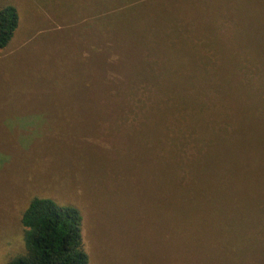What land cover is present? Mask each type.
I'll return each instance as SVG.
<instances>
[{
  "label": "rangeland",
  "instance_id": "rangeland-1",
  "mask_svg": "<svg viewBox=\"0 0 264 264\" xmlns=\"http://www.w3.org/2000/svg\"><path fill=\"white\" fill-rule=\"evenodd\" d=\"M75 1L0 0L19 19L0 51V264L24 253L20 218L35 197L79 211L89 264H264V183L244 182L239 199L229 201L225 242L181 258L189 233L179 228L178 205L190 207L182 195L195 147L182 114L164 123L173 104L157 91L201 84L203 73L225 66L222 55L236 52L239 69L248 53L262 54L264 0H198L192 5L199 9L187 12L182 0H135L128 7L140 5L135 11L154 33L171 37L145 31L119 46L91 34L103 12L87 14L90 0ZM92 5L94 13L102 3ZM176 15L182 27L170 35L162 26ZM180 42L188 61L165 53ZM239 43L252 50L238 51ZM243 191L256 193L240 198ZM208 214L197 217L211 220Z\"/></svg>",
  "mask_w": 264,
  "mask_h": 264
},
{
  "label": "trees",
  "instance_id": "trees-1",
  "mask_svg": "<svg viewBox=\"0 0 264 264\" xmlns=\"http://www.w3.org/2000/svg\"><path fill=\"white\" fill-rule=\"evenodd\" d=\"M100 1L102 5L98 11L93 13L91 10L92 4L96 5L97 0H90L88 10L85 9L84 12L90 15L103 12L102 17L95 21L98 24L94 22L91 33L99 35L97 40L101 43L105 41L106 44L110 37H114L119 40L118 46L122 40L132 44L134 38L141 37L145 31L154 34L157 39L161 36L171 37L154 33L155 27L149 25L151 22L142 18L141 12L136 13L135 8L140 5L131 9L128 7L135 0ZM196 1L198 0H182L179 6L185 12L189 11V7L199 9L192 5ZM113 8V14H104ZM179 18L180 15H176L172 21L162 26L163 30L170 35L178 34L183 20ZM18 23V14L13 6L8 5L0 9V51L11 42L18 29ZM197 30L200 31L199 28ZM212 39V36L208 37L211 44L215 42ZM165 40L160 39L161 42ZM179 45L186 46L180 42L176 46H170L165 53L169 52L172 61L180 58L188 61V57L178 53ZM241 49L252 50L248 44H237V50ZM261 52L262 54L254 53V56L248 53L246 65H238L239 69H235L239 58L236 52L233 56L222 55L221 61L223 60L225 65L222 67L225 68L220 67V70L217 68L210 73H203L201 84H163L157 88L168 106L169 103L173 104L165 111L164 123L167 116L182 114L180 119L184 122L183 134L187 132L186 137L191 139L195 147L189 168L184 174L188 182L182 195V200H185L188 194L190 207L181 205V202L178 205L181 218L179 228L189 233V239L180 242V256L183 259L198 258L197 251L201 246L210 247L225 242V232L232 229L226 222L230 210L229 201L239 199L237 195L241 193L238 191L242 189L239 186L244 182L255 183L256 186L264 183V48ZM175 64L180 67L184 62L177 61ZM250 65L254 68L251 75L253 78L249 75L251 71L247 70ZM139 70L144 69L141 67ZM192 77L199 78L194 74ZM174 91L180 99L177 104L172 99ZM194 109H197V113L192 116L190 113H193ZM183 141L184 139L182 145ZM179 143L177 140L176 149ZM171 166L168 169H171ZM174 167L177 169L179 166L174 162L172 170ZM175 191H178V187ZM255 193L243 191L244 195L240 198ZM215 211L220 214L212 213ZM203 212L209 213L212 221L197 217ZM183 218L188 220L187 227L183 225ZM20 223L23 228L24 253L7 264H89L81 236L82 216L76 208L58 205L49 198L35 197L22 212Z\"/></svg>",
  "mask_w": 264,
  "mask_h": 264
}]
</instances>
